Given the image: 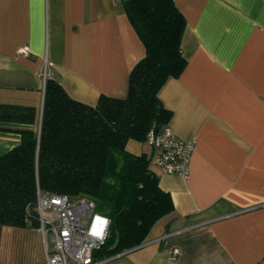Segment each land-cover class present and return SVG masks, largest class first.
<instances>
[{"label": "crops", "instance_id": "1", "mask_svg": "<svg viewBox=\"0 0 264 264\" xmlns=\"http://www.w3.org/2000/svg\"><path fill=\"white\" fill-rule=\"evenodd\" d=\"M173 1L185 19V65L158 97L171 112L165 125L194 140L188 174L149 163L173 210L105 264H264V0ZM144 53L122 0H0V103L33 106L37 119L44 68L94 105L101 94L126 95ZM19 141L0 131V155ZM125 149L151 152L135 139ZM0 264H45L37 224H0Z\"/></svg>", "mask_w": 264, "mask_h": 264}, {"label": "trees", "instance_id": "2", "mask_svg": "<svg viewBox=\"0 0 264 264\" xmlns=\"http://www.w3.org/2000/svg\"><path fill=\"white\" fill-rule=\"evenodd\" d=\"M122 3L145 49L128 74L124 97L101 94L88 105L50 76L38 119L33 106L0 103V122L27 125H0V131L20 134L19 143L0 155V224L36 226L37 188L91 198L110 218L107 240L96 252L100 257L139 246L153 224L173 210L148 156L128 152L125 144L144 141L150 128L160 129L171 117L158 91L185 65V19L173 0Z\"/></svg>", "mask_w": 264, "mask_h": 264}, {"label": "built area", "instance_id": "3", "mask_svg": "<svg viewBox=\"0 0 264 264\" xmlns=\"http://www.w3.org/2000/svg\"><path fill=\"white\" fill-rule=\"evenodd\" d=\"M21 52L26 53L27 47ZM41 74L44 80L49 76L45 68ZM144 141L151 149L149 163L161 173L188 174L194 140L183 139L164 125L158 130L150 128ZM35 207L37 227L44 238L45 264H105L109 260L96 252L107 240L110 218L96 209L93 199L37 188ZM178 253L174 249L171 260Z\"/></svg>", "mask_w": 264, "mask_h": 264}, {"label": "rangeland", "instance_id": "4", "mask_svg": "<svg viewBox=\"0 0 264 264\" xmlns=\"http://www.w3.org/2000/svg\"><path fill=\"white\" fill-rule=\"evenodd\" d=\"M49 245L51 244L50 241H48Z\"/></svg>", "mask_w": 264, "mask_h": 264}]
</instances>
